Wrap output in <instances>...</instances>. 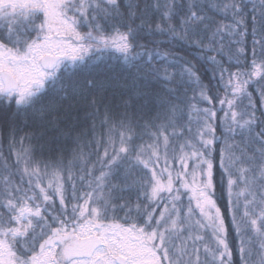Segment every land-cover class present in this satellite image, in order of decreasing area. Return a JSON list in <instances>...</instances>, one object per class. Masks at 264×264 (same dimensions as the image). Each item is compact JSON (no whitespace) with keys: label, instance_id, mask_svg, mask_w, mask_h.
I'll use <instances>...</instances> for the list:
<instances>
[{"label":"snow or ice","instance_id":"obj_1","mask_svg":"<svg viewBox=\"0 0 264 264\" xmlns=\"http://www.w3.org/2000/svg\"><path fill=\"white\" fill-rule=\"evenodd\" d=\"M13 105L0 264H264V0H0Z\"/></svg>","mask_w":264,"mask_h":264},{"label":"trees","instance_id":"obj_2","mask_svg":"<svg viewBox=\"0 0 264 264\" xmlns=\"http://www.w3.org/2000/svg\"><path fill=\"white\" fill-rule=\"evenodd\" d=\"M249 42L251 41V36L248 37ZM162 47H167L166 45H162ZM205 82H208V78L205 77ZM4 108V107H2ZM2 111V112H1ZM13 113L5 111L3 109H0V126L2 127V131H0V134H2V138H1V143H3L4 145L3 148L5 150V155L7 156V145H8V132H9V124L11 123L10 117H12ZM15 124L18 127H22L23 125V118L22 117H16L15 118ZM1 130V128H0ZM31 128H24L23 131L27 132V131H31ZM78 130V129H77ZM22 135L21 132L17 133V136ZM63 146V145H62Z\"/></svg>","mask_w":264,"mask_h":264},{"label":"rangeland","instance_id":"obj_3","mask_svg":"<svg viewBox=\"0 0 264 264\" xmlns=\"http://www.w3.org/2000/svg\"><path fill=\"white\" fill-rule=\"evenodd\" d=\"M221 94H222V90H221ZM254 95H255V93H254ZM257 104H259V100L258 99H257ZM0 109H3L5 111L11 112V113H14L15 112V106L14 105L12 107H9V108H2V107H0ZM11 123H12V121H11ZM0 128H1L0 131H2L3 129H2L1 126H0ZM0 144L4 145L3 143H1V138H0ZM69 146H71V145H69ZM8 159L11 160L12 158L9 156Z\"/></svg>","mask_w":264,"mask_h":264}]
</instances>
